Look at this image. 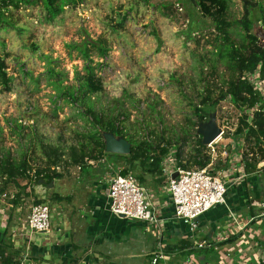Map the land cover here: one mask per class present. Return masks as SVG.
<instances>
[{"label":"rangeland","instance_id":"1","mask_svg":"<svg viewBox=\"0 0 264 264\" xmlns=\"http://www.w3.org/2000/svg\"><path fill=\"white\" fill-rule=\"evenodd\" d=\"M244 1L250 4L246 8L253 23L250 32L259 44L260 36L264 37L260 12L264 0H232L226 13L231 24L228 39L238 49L246 43L238 23L245 12ZM4 16L11 26L0 24V57L5 59L12 81L9 91L0 92V160L25 161L30 180L16 178L17 187L4 184L0 175V202L6 207L0 213V229L5 228L7 239L5 244L0 240L4 244L0 246L4 252L0 264H5L7 255L12 264H22L16 248L23 250L31 242L42 245L43 238L49 236L23 230L32 205L49 206L54 232L63 223L60 210L53 206L54 193L47 191L43 199L36 195L38 170L49 175L55 169L66 180V187L76 185L83 170L92 168V174H99L94 161L85 160L80 170L71 164L72 153L79 155L87 146L90 131L104 133L91 124L87 105L101 116L102 124L113 121L133 142L145 139L156 145L161 137L170 152L181 153L184 162L196 154L197 131L211 118L225 129L203 150L213 165L225 166L227 157L217 152L225 150L229 156L235 150L239 154L248 151L244 146L248 142L243 143L237 129L242 115L250 111L244 113L220 98L226 83L235 77L227 58L219 55L229 42L222 40L223 34L215 29L212 19L202 15L190 0H82L75 7L66 6L49 22L41 5L22 6ZM100 45L106 47L103 57L97 50ZM81 46L87 49L86 60L78 50ZM87 64L100 89L82 104L72 101L70 93L78 95ZM196 108L201 112L196 113ZM197 115L205 118L200 121ZM115 163L121 170L127 166L121 159ZM128 173L145 188L165 185L161 176L148 172L147 164L135 162ZM258 185L264 188V176ZM12 194L21 205L19 210L10 206L15 204L9 200ZM259 200L264 201V195ZM85 214L78 212L81 220ZM198 253H188L194 264Z\"/></svg>","mask_w":264,"mask_h":264},{"label":"crops","instance_id":"2","mask_svg":"<svg viewBox=\"0 0 264 264\" xmlns=\"http://www.w3.org/2000/svg\"><path fill=\"white\" fill-rule=\"evenodd\" d=\"M235 151L231 156L239 154ZM118 160L114 156H104L95 162L97 167L93 166L99 174H92V168L83 170L81 178L73 186L66 187V180L62 177L50 182L51 187H48L49 183L36 182L34 190L39 199H43L47 191L54 193L56 200L53 206L60 210L63 223L55 232L50 229L45 233L49 236L43 238L42 245L31 242L25 244L23 250L16 248L24 264H149L151 255L158 251L159 241L165 257L158 264H184L190 261L186 254L189 250L199 252L196 264H264L261 263L264 255V207L260 206L264 201L259 200L264 195V188L258 185L261 176L252 175L254 169L243 168L238 157L226 158L225 166L216 169V173L230 174L226 205H217L200 216L194 231L175 219L164 184L155 186L157 189L147 188L159 218L155 230H151L147 223L112 214L106 196L107 179L114 170L120 169L115 163ZM161 177L165 183L166 178ZM251 192L254 196L250 195ZM0 204V213H3L6 207L3 202ZM10 206L19 210L21 205L10 203ZM228 209L242 222L252 219L250 226L244 231L228 226ZM79 211L86 213L82 220L78 216ZM4 229H0V240L5 244ZM4 244L0 243V246L4 247Z\"/></svg>","mask_w":264,"mask_h":264},{"label":"trees","instance_id":"3","mask_svg":"<svg viewBox=\"0 0 264 264\" xmlns=\"http://www.w3.org/2000/svg\"><path fill=\"white\" fill-rule=\"evenodd\" d=\"M82 0H0V24L9 25L7 18L4 16L5 12L10 10H17L22 6L28 7L31 5H41L43 11L45 12L46 21H53L57 16L64 10L66 6L75 7ZM180 2V0H176ZM204 16L210 17L213 21L215 29L223 34V41L229 42L228 39V29L231 24L226 19V13L228 10L229 3L232 0H190ZM245 12L238 23L242 25L244 31V37L246 43L242 46V49L236 48L231 42L224 48V51L219 53L220 57L225 56L229 63V68L235 74V77L230 79L226 83V89L222 93V99H228L231 104L237 108H241L246 111H250L248 114L242 115L241 126L237 129L238 136H243V140L248 142V148L250 154H252V161L245 162V169L253 170L256 167L258 159L255 157V153L259 152V159H264V107H258L255 109V105L262 102V97L259 92L253 90V86L244 78L245 74H251L259 70V78L264 79V46H260L258 43V38L250 32L251 25L253 24L251 19H249V13L246 10L247 6H250L249 2L244 1ZM262 24L264 25V10L260 8ZM228 47V49H226ZM78 50L83 55V59L88 58L87 49L83 46L78 47ZM97 50L99 56L103 57L106 53L105 46H98ZM6 62L3 57H0V86L1 91H9L10 83L12 78L6 73ZM86 75L82 78V81L77 89L76 93H70L71 100L74 102L84 103L85 100L90 101L89 95L95 93L100 89V84H98L94 79V74L92 67L87 64L85 67ZM204 104V103H203ZM196 113L201 112V109H195ZM86 112L91 116V124L99 128L104 133H111L114 136L125 138L131 144V152L129 155H116V154H106L104 153V141L99 131L96 129L90 131L87 135V146L83 147L79 155L72 153L71 164L79 167L85 162V160L99 162L104 158V156H114L117 159H121L125 162L127 166L121 170V174H127L129 169L133 166L135 162H139L141 165H148V172L151 175L161 176V163L163 159L170 153L168 146L164 144V140L160 137L159 143L154 145L148 140H141L133 142L129 139L126 134L119 129L113 121H109L102 124L101 116L93 112V108L87 105ZM250 114V115H249ZM198 119L202 121L205 115H197ZM89 121V119H88ZM198 140L196 141L195 155L190 157L187 161L181 160V153L176 150L174 152V157L177 162V166L188 170L191 168H203L210 162V155L203 153L206 149L201 143V136L198 134ZM246 142V143H247ZM90 146H92L90 148ZM56 162H52V165ZM217 169V167H216ZM219 169V168H218ZM28 167L25 161H20L15 163L13 161H8L4 158L0 160V175L5 179L4 184L12 183L19 186L18 180L16 178H22L30 180L26 176ZM37 176L35 182L43 181L47 184L53 182L55 179L62 177V174L56 172L55 169L48 175L42 174V170L36 172ZM160 181V180H159ZM13 202L17 200L12 199ZM38 204V203H37ZM0 255L2 256L4 252L0 248ZM194 252V250H189L186 252ZM3 262L6 264H12V260L7 255L4 257ZM13 264H19L13 262Z\"/></svg>","mask_w":264,"mask_h":264},{"label":"built area","instance_id":"4","mask_svg":"<svg viewBox=\"0 0 264 264\" xmlns=\"http://www.w3.org/2000/svg\"><path fill=\"white\" fill-rule=\"evenodd\" d=\"M259 70L260 66L255 72L244 75V78L253 86V90L259 92L262 97V102L255 105V109L264 107V79L259 78ZM227 129L232 132L230 127ZM224 130H221V135L224 133ZM235 146H233V148H235ZM244 146H248V144ZM240 147L241 144L239 143V148ZM248 151L246 149L244 152L234 156L231 155L235 153H231L227 156L225 150H222L220 153L217 152V154L218 156H226L227 158L238 157L241 166L245 168V162L252 161V154L248 153ZM255 157L258 159V162L251 173L255 177L264 176V159H259L260 155L258 151L255 153ZM213 162L214 161L211 160L210 163L203 168L185 170L177 166L174 154L170 152L161 163V175L166 178L163 189H165L170 196L174 217L186 225L190 231L196 229V221L204 213L217 205H226V193L228 183L230 182V174L226 172L222 174L216 173V166L213 165ZM232 162H235L234 159ZM175 173L176 176L172 177ZM243 176L246 175L244 174ZM106 194L109 200V211L115 216L132 221L144 222L158 227L159 218L156 214L151 194L131 173L121 174V169H117L113 172L107 179ZM6 196L7 194L4 193L3 197ZM14 197L15 195H10L9 200L12 201ZM260 206L264 207V204ZM251 221L252 219H249L247 222H242L237 215L228 209L226 220L228 226H233V228H236L238 231H244L250 226ZM50 228L49 206L46 203L32 205L23 230H28L32 234H45L49 233ZM160 233L161 231L159 230L158 234ZM157 237L159 239L161 238L159 235H157ZM157 246L158 251L151 255L149 264H158L159 260L165 257V253L162 249L163 246L160 241ZM198 246L201 247L202 244H198ZM261 263H264V255L261 258ZM22 264H24V262H22ZM30 264L39 263L33 262ZM184 264H193V262L190 260Z\"/></svg>","mask_w":264,"mask_h":264},{"label":"water","instance_id":"5","mask_svg":"<svg viewBox=\"0 0 264 264\" xmlns=\"http://www.w3.org/2000/svg\"><path fill=\"white\" fill-rule=\"evenodd\" d=\"M260 39L261 42L259 45L264 46V37L260 36ZM197 132L201 136V143L204 146L212 143L221 135V129L215 124L212 118L208 124H203ZM102 136L104 141V153L116 155L130 154L131 144L125 138L114 136L111 133H103ZM175 176L176 173L172 175V177ZM51 186L52 183H49L48 187Z\"/></svg>","mask_w":264,"mask_h":264},{"label":"bare ground","instance_id":"6","mask_svg":"<svg viewBox=\"0 0 264 264\" xmlns=\"http://www.w3.org/2000/svg\"><path fill=\"white\" fill-rule=\"evenodd\" d=\"M216 140H217V138H216ZM216 140H214L213 142H215ZM213 142H212V143H213Z\"/></svg>","mask_w":264,"mask_h":264}]
</instances>
